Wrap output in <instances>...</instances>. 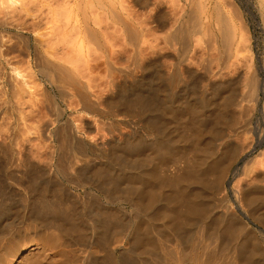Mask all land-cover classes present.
Returning <instances> with one entry per match:
<instances>
[{
  "label": "bare ground",
  "instance_id": "1",
  "mask_svg": "<svg viewBox=\"0 0 264 264\" xmlns=\"http://www.w3.org/2000/svg\"><path fill=\"white\" fill-rule=\"evenodd\" d=\"M1 1L3 3L1 7L6 6V0ZM33 1L29 3L32 5ZM35 1L37 3L35 5L37 7L39 5V10L43 11L44 15L40 16L39 10H36L38 11L36 14L34 10L37 8L31 9L34 13L27 10L30 7L28 8V2H26L27 8L24 9L27 11L21 10L22 13L26 11L25 19L21 17L20 20H17L20 14H15L13 9L12 11L8 10L9 12L5 11L6 15L4 16L2 13V17H0V153L4 155L3 160L6 164L17 158L26 169L30 170L31 168L30 172L38 175L40 180L39 182L38 180L32 181L31 188L23 189L27 196V201L24 204L19 199L13 201V195L16 194H8L6 186L0 185V226H2L0 234L10 233L14 231V228H17L18 224L30 221L26 230L51 229L53 241H62L63 237L61 238V236L65 232L70 238L72 235L68 234L69 231L74 232L73 236L77 233L76 238H72L71 245L75 247L77 244L74 249L75 254H72L74 257L71 256L76 261L71 260L72 263L131 264L124 256L120 257L116 252L118 249L122 252L125 247L123 244L128 241L132 247L133 256H130L128 250L127 254L132 257V264H151L147 256L157 253L159 245L158 241L155 242V238L152 239L154 237L152 230H157L160 225L164 227L162 230L164 235L182 237L183 234L179 231L186 233L183 229L188 230L189 228V233L184 234L187 236L182 238L184 243L189 244L192 234L194 232L196 234L198 223L203 222L201 224H205L206 227H204L205 233L202 230L204 236L209 237L215 230L220 232V235L218 233L220 242L217 240L216 246L219 247L217 250L225 252L224 249L228 248L230 251L226 250L231 252L230 254L233 252L234 258L232 259H236V264H264V245H262L264 241L260 240L255 231H253L255 234L251 235H255L254 238H249L252 228L248 232L244 219L239 218V220L235 213H232L235 216L231 214L229 216V211H224L226 213L223 212V216L218 215L217 219L210 216V210L213 208L211 206L215 205L217 201L219 203L216 208L229 210L228 200L231 197L229 199L226 195H221L220 198L218 196L219 190L224 189L222 186L225 187L223 178L228 168L217 173L216 184L213 181V183L206 184L210 182L207 175L214 172L211 162L215 160V158L214 160L208 159L210 158L208 149L213 148L209 147V143L208 148L203 142L206 147L204 150L208 148L206 151L200 149L201 153V151L195 150L197 153H194L192 167L187 166L186 170L180 169L184 172H182L183 174L179 172L178 176L173 174L174 176L169 175V178L165 174V177L159 170L162 176L157 170L159 166L154 163V159L160 155H163V158L159 157V161L164 159L165 154V160L168 159L167 154H171L169 149L175 145L173 140L164 137L166 128H163L165 124V127L167 123L170 124L169 118L171 119L172 116L184 113L187 115L184 118L190 119L189 121L192 122L191 125L187 122L190 126L194 120L203 119V113L206 111L214 113L215 115H211L215 116L217 120H220L218 117L228 120L232 117L229 112L231 104L240 107L248 100L259 102L260 93L264 92V77H259L258 73L252 69L254 54L250 28L234 1ZM258 4L261 9L260 14L264 19V0H259ZM177 9H179L178 14L176 13ZM4 10L3 8L2 11ZM31 12L34 15H31ZM29 13L30 21L26 20L29 19ZM8 14L11 15L8 16L9 21L6 19ZM4 32H13L18 35L17 38L22 39L26 48L22 46L27 50L28 60L26 58V62L28 64H26L29 72H22L24 70L22 66V70L18 67L20 60L18 59L17 62V59L12 56L13 54H10L12 51L9 52L8 45L5 47L7 40L5 44ZM160 32L163 34L159 35ZM194 35L200 36L195 39ZM73 36L76 40L70 38ZM69 39L71 42L68 41ZM73 39L75 42L77 41L74 42L75 44ZM72 43L75 46H72ZM86 43L89 45L93 43V46L95 44L96 51H101V53L95 52L98 54L95 57L96 54L92 52L95 58L90 57L89 54L86 55L87 53L84 51ZM211 51H214L212 55L215 53L219 60L210 56ZM213 59L218 62L215 63ZM95 61H100L101 64ZM212 62L216 64L215 69L211 66ZM98 63L102 66V72ZM196 66L198 70H201L203 80L207 82L208 88L202 91L197 88L199 78L194 77V67ZM184 73L189 75L190 80L184 78ZM191 73L193 76L190 75ZM96 76H98V80L103 78L104 81L100 84L99 80L100 88H97L99 91L93 89L96 91L93 92L90 86L96 85L91 84L94 83L92 81ZM247 76L249 78L246 79L249 80L248 85H250L248 94H242L241 97L236 96V93L233 95L229 90L230 87L235 86L243 77ZM236 86L238 87L239 84ZM75 97L79 100V107H76L77 104L74 106ZM100 100L102 103L104 101L109 103L108 105L111 104L113 108L109 110L105 109L106 107L102 108ZM46 101L50 103L48 106L51 105V113L46 111L48 110L47 107L45 108ZM175 102L179 104H174ZM214 110L216 112H213ZM123 112L128 113L131 118H136V120L117 117ZM247 114L249 115L245 117L239 116L249 119L250 113ZM183 116L179 115L176 118L179 120V117L182 119ZM173 119L175 118L173 117ZM167 120L168 122H166ZM195 121L194 123H196ZM132 122L135 126L131 125ZM201 125L198 126L199 129L203 127ZM204 129L206 130V128ZM203 131H201L202 137ZM194 137L192 139H195V142H200L196 143L199 144V148H203V144L200 147L201 136ZM165 138L166 141H163ZM180 139L182 140V138ZM192 139H190V143L193 142ZM179 140L176 141L177 144ZM181 140L179 143L182 144ZM187 140L184 141L187 142ZM188 145L190 144L188 143ZM78 158L82 159L86 166L102 162L103 159L108 165L114 167L116 165L119 167L118 169L125 171L128 186L122 184L124 187H119L117 177L107 179L110 172L108 170L109 172L106 173L108 177L104 178V180H109L107 185H103L104 183L102 185L88 184L98 188L105 194V199L108 197L110 200L106 199L104 202H100L97 199L101 197L98 191L93 190L94 187L89 190L88 186H84L85 195L78 194V196L61 179L75 174ZM156 161L158 162L157 159ZM128 165L138 167V170L134 167V169L127 170ZM152 165L158 168L154 169ZM244 166V172L250 170V167ZM1 167L3 166L1 165ZM5 168L3 169L5 170ZM104 168L106 169V167ZM143 168L146 169L141 170ZM68 169L70 170L66 171ZM156 171L165 178L159 179ZM100 177L101 181H104V176ZM90 179L92 180L91 177ZM68 180L73 179L69 177ZM241 187L238 185L233 187L230 194L235 195L236 198H234L237 199L239 208L243 210L242 203L244 201L248 206L246 210L254 214L255 218L264 224V207L257 208L260 203L264 205L263 195H260L258 190L256 192L254 188L252 189L254 191H251V187L246 185H241ZM66 197L67 199H65ZM125 202L131 205L138 216L132 218L133 214L127 217L123 206ZM61 204L66 207L62 208ZM13 208L17 209L18 216L14 213ZM70 209H73L74 212L72 223L69 222ZM231 218L240 222L232 224ZM183 219L190 220H188L189 223L182 222L185 227L180 226L181 223H179ZM144 224L149 228L148 231L151 230L149 232L152 237L145 235L148 234L147 232L143 234L144 229H142L143 232L141 231V226ZM180 227L183 229L180 230ZM117 233L120 234V237H116ZM159 233L161 234V232ZM213 235L217 236V233L214 232L211 236ZM225 235H230L231 239L227 240ZM166 236L162 235L161 237L165 239ZM238 236H241V239ZM22 237L23 239L28 238L26 235ZM49 240L51 241V238ZM64 241L61 244L69 248L70 244ZM166 241L168 243L169 239ZM48 245L52 246L50 242L46 246ZM169 246L171 247V245ZM35 248L36 246L32 245L27 251ZM5 255L9 257L8 251L5 252ZM62 256L64 257V255ZM190 256L192 255L190 254ZM8 257L6 258L8 259Z\"/></svg>",
  "mask_w": 264,
  "mask_h": 264
},
{
  "label": "rangeland",
  "instance_id": "2",
  "mask_svg": "<svg viewBox=\"0 0 264 264\" xmlns=\"http://www.w3.org/2000/svg\"><path fill=\"white\" fill-rule=\"evenodd\" d=\"M20 1H22V2H20ZM31 1H33V0H6L5 1V5L6 6H4V7H1V6H3V5H1V4H3V3H1L2 1L0 0V7L2 8H0V17H2L1 15H2V13H3V15L5 16L6 15V13H4L5 11L7 12L8 10L10 11H12V9L14 10V13L16 14L17 13V15L18 14H20V15H18V17H17V15H15L14 14V16L15 17H17V20H20L21 19V17H22V19H25L26 18V15L24 16V14H25V12L27 11V10H31V9H33V8H37V9H35L34 10V12L36 11V10H39V5H38V7L36 6L37 5V3H36V1L34 0L33 1V3H32V5L34 4V6H32L31 5V3H29V2H31ZM229 1H231V0H229ZM234 1V3H235V5L236 6H238L239 8H240V11L242 12V15H243V18H244V20L247 22V24H248V27L250 28V33H251V36H252V50H253V54H254V59H253V67H252V69H253V71L255 70L257 73H258V75H259V77H264V19H263V17H262V14H260L261 13V9H260V6H259V0H233ZM232 1V2H233ZM20 2V3H19ZM26 2H28V5H27V3ZM35 2V3H34ZM237 2V3H236ZM23 3V4H22ZM25 3V4H24ZM18 4V5H17ZM29 4H30V6H29ZM36 4V5H35ZM256 4V5H255ZM20 5V6H19ZM25 5H27L28 6V8L29 9H24V8H27ZM8 6V7H7ZM23 6V7H22ZM25 6V7H24ZM8 8V9H6V8ZM20 7H21V9H20ZM3 8L5 9L4 11H2L3 10ZM21 10H26V11H23V13H22V11ZM179 9H177V11H178ZM251 12H250V11ZM8 11V12H9ZM32 12H33V10H31ZM28 12H30V11H28ZM32 12H31V15H34V14H32ZM33 12V13H34ZM37 12L38 11H36L35 13L37 14ZM42 12L43 11H41V10H39V12L38 13H40L39 15L41 16V15H44V13L42 14ZM45 12V11H44ZM176 12V11H175ZM23 15H22V14ZM177 14L179 13V11L178 12H176ZM22 15V16H21ZM30 15V13L28 14V16H29V19H26V20H28V21H30L31 20V16ZM3 16V17H4ZM8 16H11L10 14H8L6 17V19L9 21V19H8ZM28 16H27V18H28ZM13 17V16H12ZM15 17H13V18H15ZM25 17V18H24ZM10 18V17H9ZM15 20H16V18H15ZM10 34V38L8 37V35ZM161 34H163L162 32H160L159 33V35H161ZM11 35H12V37H11ZM17 36L18 35H15V33H13V32H10V33H5L4 32V37L6 38H4L3 37V35H2V38H4V42L6 41L7 42V44H6V42H5V44H6V46L5 47H7V45H8V50H9V52L10 51H12L10 54L12 55V56H14L16 59H17V62H18V59L20 60L19 62V64H20V66H18V65H16V66H18V67H20V69H21V66H22V69H24V70H22V72L23 73H27V72H29V68H28V66H27V62H26V58H27V60H28V56H27V50L26 49H24V47H25V45L23 44V41H22V39H20V37L19 38H17ZM197 36V37H196ZM194 35L193 37L196 39V38H198L200 35ZM202 36V35H201ZM8 37V38H7ZM70 38H74L75 40H76V38L73 36V37H70ZM9 39V40H8ZM13 39V40H12ZM17 39V40H16ZM73 39V40H74ZM195 39H193V40H195ZM10 40H12L11 42H10ZM72 40V39H71ZM75 40L73 41V43L75 42ZM9 41V42H8ZM21 41V42H20ZM69 42H71L70 41V39L68 40ZM15 42V43H14ZM77 42V41H76ZM75 42V43H76ZM9 43V44H8ZM18 43V44H17ZM71 44L72 46H75L74 44ZM87 45H85V50L84 51H86L85 53H87L86 55H90V57H92V58H95V57H97V55L98 54H100L101 53V51H96V45L94 44V46L91 44V45H89L88 43H86ZM15 45V46H14ZM20 45V46H19ZM24 47H23V46ZM202 45H203V43H202ZM93 46V47H92ZM108 46H110V45H108ZM14 49H13V48ZM86 47H90L88 50L86 49ZM12 48V49H11ZM16 48V49H15ZM23 48V49H22ZM26 48V47H25ZM109 48V47H108ZM92 49V50H91ZM109 49H111V48H109ZM25 50H26V52H25ZM98 50V49H97ZM114 50V49H113ZM96 54L97 52H98V54H96L95 55V57H93L94 56V54ZM96 52V53H95ZM214 51H211L210 53H211V55L210 56H212V58L213 57H215V59H217L218 58V56L216 57L215 56V53L212 55V53H213ZM16 54H18V55H16ZM93 54V55H92ZM199 54H197V56H198ZM216 55H218V54H216ZM17 56V57H16ZM25 56V57H24ZM22 59H21V58ZM199 57V56H198ZM25 58V59H24ZM214 60V59H213ZM217 60H219V59H217ZM21 61H23V62H21ZM95 62H100V61H95ZM214 62L215 63H217L218 61H216V60H214ZM214 62H212V64H211V66H213V68L215 69V66H216V64L214 63ZM263 62V63H262ZM23 63V64H22ZM27 63V64H26ZM24 64H25V66H24ZM100 64H101V62H100ZM99 63H98V66L100 65ZM259 64V65H258ZM257 65V66H256ZM100 67V69H101V72L103 71L102 70V66L100 65L99 66ZM197 67V66H196ZM196 67H194L195 69V72H194V77H196V78H199L198 80H199V82H198V84H197V88H198V90H203V89H205V88H208L207 87V82L205 81V80H203L204 79V77H203V75H202V73H201V70L199 69L198 70V67L196 68ZM258 67V68H257ZM26 69H28V70H26ZM252 69H251V71H252ZM252 71V72H253ZM197 72V73H196ZM184 75V78L185 79H188V80H190V77H189V75L188 74H186V73H184L183 74ZM190 75H192V73L190 74ZM100 77H102L101 75H99ZM186 76V77H185ZM193 76V75H192ZM199 76V77H198ZM201 76H202V78H201ZM248 76H250L249 74H248ZM243 77L242 78V80L238 83L239 84V86L237 87L236 85H238V84H235V86L233 85L232 87H230V92L234 95V93H236L235 95L236 96H239V97H241V95L242 94H248V92H249V90H250V85H248L249 84V80L248 79H246V78H249V77ZM99 77V78H100ZM94 81H92V82H94V83H91V84H96V85H89L90 86V89L93 91V92H96L97 90L99 91V89H97V88H100V85H99V80H98V76H96V78L94 77ZM85 80V79H84ZM197 80V79H196ZM104 81V79L102 78V80H100V84L102 83ZM201 82V83H200ZM98 85V86H97ZM97 86V87H96ZM202 86V87H201ZM234 88V89H233ZM93 89H95V90H93ZM102 89V88H101ZM235 90V91H234ZM229 94V93H228ZM260 98V100H259V102L258 101H254V102H252L253 100H248V101H245L244 103H243V107L242 106H240V107H236V106H234L233 104H231L230 105V109H229V112L231 113H229L230 114V116H232V117H230V118H228V120L227 119H224V118H219L218 117V119H220V120H217V118L215 117V116H213L212 117V115H215L214 113H211L210 111L208 112V111H206V112H204L203 113V116H202V118L203 119H200L199 121H195L196 123H194V121H193V124L195 125V127H194V125L192 124V126H190L191 125V123L192 122H190L188 119H186V118H184V117H186L187 115H185L184 113L182 114V113H179L177 116H172V118L170 119L169 118V123L170 124H172V125H170V124H168L167 123V126L165 127V125L163 126V128H166V132L164 133V137H167L168 139H170V140H173L172 142H174V144L176 145L177 144V140H179L180 138H182V144H181V142L179 143V141H178V146L176 145V147H175V145L171 148V149H169V150H171V154H167V158L168 159H166L165 160V158H166V154L164 155V159H160V161H159V157L160 158H163L161 155L160 156H158V158H155L154 160H155V162L154 163H157V165L156 166H159V168L157 169L156 167H154L153 165H152V167H154V169L156 168L158 171L159 170H161V172L164 174V176H165V174H167L168 176L167 177H169V175H172L171 177H173L174 175L173 174H178L179 172H181V174H183L182 172H184V171H181V170H186L187 169V166H191L192 167V163H193V158L195 157L194 156V153H197L196 151H201V153H202V150H200V149H203L204 150V148H206V147H208L207 145H208V143H209V147H213V148H210V149H208L209 151H208V157H210V158H208V159H213L214 160V158H215V160L214 161H212L211 162V164H212V166H213V171L214 172H211V173H213V174H211L210 173V175H207L208 177V179H209V181L210 182H208V183H206V184H209V183H213V182H215V184H216V182H217V180H218V174L217 173H220L221 171H223V169H226V168H228V170H224L225 171V176H224V178H223V185L225 186V187H223L222 186V188H224V189H222V190H219L220 192H218L219 194H218V196H219V198L220 197H222L223 195H226V197L228 198L229 197V199H230V197H231V201L230 200H228L229 201V205H230V207H229V210H226V209H223L222 210V208H216V206H217V204L219 203L218 201H217V203H215V205H213V206H211V207H213L211 210H210V216H213V217H215V218H213V219H217V216L219 215H222V213L224 212V211H229V216H231L232 215V213L234 214H236V216H237V218L239 219V218H241L242 220L244 219V221H245V225H246V229L248 230V232H249V230H251V228H252V230H251V232H250V235H249V238L250 239H252V237L254 238V236L255 235H253V236H251L252 234H255L256 233V235L257 236H259V238H260V240L261 241H264V240H262V239H264L263 237H264V229H262V228H264V224H263V222H259V220H257L256 218H255V216H254V214H252V213H250V212H248L246 209H248V206L246 205V203H244V201H243V207L245 208V210H244V208H243V210H242V208H239V204H238V201H237V199H235L236 197H235V195H233V194H230V193H232V189H233V187H236L237 185H238V187L240 186L241 187V185L242 186H248V187H251V191H256L257 192V190H258V192H259V194L260 195H263L262 196V198L264 199V92H262V93H260V96H259ZM77 97H75L74 98V100H73V102H75L76 101V103H74V106H76V104H77V106L76 107H79L80 105H78V102H79V100H78V98L76 99ZM248 99H250V97H248ZM103 101V100H102ZM100 102V106L102 107V108H105V109H107V110H109L110 108L112 109L113 107H111L112 105L110 104V105H108L109 103H107V102H104L103 101V103L101 102V100L99 101ZM47 101L45 102V105H47V106H45V108L47 107V109L48 110H46V111H48V112H52V108L50 109V107H51V105H49L48 106V104H50V103H47ZM102 103V104H101ZM252 103V104H251ZM262 103V104H261ZM80 104V103H79ZM174 104H179V103H177V102H175ZM255 104V105H254ZM251 105V106H250ZM249 107V108H248ZM262 107H263V109H262ZM252 108V109H251ZM248 111V112H247ZM50 112V113H51ZM213 112H216L215 110L213 111ZM250 113V118H251V120H250V118L249 119H246V118H242L243 116L245 117L246 115H249V114H247V113ZM124 113V114H123ZM123 113H121L120 115H118L117 117H119L120 118V116L122 117V118H125L126 117V119H128L129 120V118H130V120H132V121H135L136 120V118H131V116L128 114V113H126L125 114V112H123ZM210 113V114H209ZM252 113V114H251ZM127 114H128V116H127ZM212 114V115H211ZM242 114V115H241ZM244 114V115H243ZM179 115H181V116H183V118L182 119H180V117H179V120L176 118V117H178ZM242 116V117H240V116ZM173 117L176 119H173ZM240 118H241V120L243 121H245V119H246V121H245V123H243L241 120H240ZM173 119V120H172ZM215 120V121H213V120ZM222 119V120H221ZM231 119H232V121H231ZM230 120V121H229ZM250 120V121H249ZM220 121V122H219ZM166 122H168V120L166 121ZM165 122V123H166ZM175 122V123H174ZM187 122H189V124L190 125H188V123ZM231 122H232V124H231ZM249 122V123H248ZM177 123V124H176ZM180 123V124H179ZM187 123V125H185ZM214 123H218L217 125L216 124H214ZM197 124V125H196ZM201 125V126H203V127H201L200 129H199V125ZM234 124V125H233ZM132 126H135L134 125V123L132 122V124H131ZM183 125V126H182ZM169 126V127H168ZM174 126V127H173ZM176 126V127H175ZM182 126V127H181ZM189 126V127H188ZM205 126V127H204ZM193 127V129H194V131L192 132V130L193 129H191ZM169 128V129H168ZM171 128V129H170ZM188 128V129H187ZM203 128V130H201ZM204 128H206V130L204 129ZM195 129H199V130H195ZM173 130V131H172ZM176 130V131H175ZM185 130H186V132H185ZM188 130V131H187ZM212 130H213V132H212ZM216 130V131H215ZM219 130V131H218ZM191 131V132H190ZM198 133H196V132ZM201 131H203L204 133H203V137H206V138H204L203 139V137H202V133H201ZM168 132V133H167ZM180 132V133H179ZM182 132V133H181ZM184 132V133H183ZM189 132V133H188ZM217 132H219V133H217ZM178 133V134H177ZM194 133L196 134V136L197 135H200L201 136V138H202V143L200 144V147H202V144H203V142L205 143V145H206V147H205V145L203 146V148H199V144H196V143H200V142H195L194 140L195 139H192V137H194ZM211 133H212V135H211ZM215 133V134H214ZM217 133V134H216ZM237 133V134H236ZM166 134V135H165ZM193 134V135H192ZM175 135V136H174ZM178 135V136H177ZM179 135H180V137H179ZM205 135V136H204ZM170 136V137H169ZM194 137V138H197V137ZM213 136V137H212ZM186 137V138H185ZM211 137V138H210ZM177 138V139H176ZM179 138V139H178ZM185 138V139H184ZM213 138V139H212ZM167 139V140H168ZM175 139V140H174ZM187 139H189V140H187ZM190 139H192V143H190ZM187 140V142H185V141ZM163 141H166V138H165V140H163ZM184 141V142H183ZM189 141V142H188ZM207 142V143H206ZM213 142V143H212ZM188 143L190 144V145H188ZM194 143V144H193ZM210 143H211V146H210ZM184 144H186V145H184ZM194 146H193V145ZM163 145H164V143H163ZM188 145V146H187ZM198 145V146H197ZM175 147V151H174V148ZM193 147V148H192ZM173 149V150H172ZM199 149V150H198ZM207 149H205L204 151H206ZM168 150V151H169ZM196 150V151H195ZM211 150H213V151H211ZM8 151H9V149H8ZM167 151V152H168ZM148 153V152H147ZM192 153V154H191ZM213 155H212V154ZM193 155V156H192ZM212 157H211V156ZM1 157H2V159H1ZM191 158V160L189 161V159ZM4 159V155L2 154V153H0V180H1V182H0V185L1 186H3V187H5V189H6V191H7V193L8 194H16V195H13V201H15L16 199H19L23 204L27 201V196L25 195V193L23 192V189H27L28 187L29 188H31V186H32V181H34V180H38V182L40 181L39 180V178H38V175H35L34 173H32V172H30L32 169L30 168V170H28V168L26 169V167L25 166H23L21 163H20V161H19V159H17V158H15V159H13V160H11L10 162H9V164L7 163H5L4 161L5 160H3ZM156 159L158 160V162H159V164H158V162L156 161ZM184 159V160H183ZM186 159V160H185ZM182 160V161H181ZM192 161V162H191ZM189 162V163H188ZM249 162V163H248ZM4 163V164H3ZM99 165H98V164ZM97 163H91V165H88V166H86L85 164H84V162L82 161V159H80V158H78L77 159V170H76V172H75V174H73V176L72 175H68V176H66V177H63V178H61L62 180H63V182L64 183H66V184H68L69 186V188H71V190L72 191H74L77 195L78 194H80L81 196L82 195H85V191H84V186H88L87 187V189H89V190H92L93 189V185H89L88 183H92V184H95V185H102V183H104L103 185H107V183L109 182V178H116L117 177V179H119L118 181H117V183H118V186L119 187H122L123 185L124 186H126L127 185V175H125V171L124 170H120V169H118L119 167H117L116 165H115V167L114 166H111V165H108L107 163H106V160L105 159H103V161L102 162H97ZM187 163V164H186ZM95 164V165H94ZM230 164V165H229ZM251 164V165H250ZM254 164V165H253ZM1 165L3 166V167H1ZM6 165V166H5ZM229 165V166H228ZM244 165H246V167H250L249 169L250 170H248V171H246V172H248V173H246V172H244L243 170H244ZM250 165V166H249ZM98 166H100V167H98ZM4 167H6L5 168V170L3 169ZM104 167H106V169H107V172H106V169L104 168ZM128 167H130V168H128ZM128 167H126V169L128 170V169H137L138 170V167H134V166H130V165H128ZM134 167V168H133ZM185 167H186V169H185ZM191 167H189V168H191ZM110 168H113V169H110ZM188 168V169H189ZM146 168H143V169H141V170H145ZM170 169V170H169ZM181 169V170H180ZM70 169H68V170H66V171H69ZM101 170V171H100ZM104 170V171H103ZM110 172H109V171ZM189 170H192V169H189ZM221 170V171H220ZM119 171V172H118ZM121 171V172H120ZM26 172H27V174H26ZM79 172V173H78ZM98 172H99V174H98ZM100 172H102V173H100ZM104 172V173H103ZM109 172V177L108 176H106L107 174L106 173H108ZM157 172V171H156ZM160 172V171H159ZM160 172V173H161ZM174 172V173H173ZM243 172V173H242ZM97 173V174H96ZM158 173V172H157ZM162 173H161V175H162ZM17 174V175H16ZM103 174V175H102ZM243 174H245V175H243ZM104 176L103 177V180H104V178H107V179H109L108 181L105 179L104 181H101V177L100 176ZM112 175V177H110ZM158 175V177H159V179L163 176H161L159 173L157 174ZM160 175V176H159ZM175 175V176H176ZM179 175V174H178ZM177 175V176H178ZM106 176V177H105ZM119 176H122V177H125V178H122V177H120L119 178ZM16 177V178H15ZM69 177H70V179L72 178L73 180H68L69 179ZM89 177V178H88ZM90 177L92 178V180L90 179ZM166 177V176H165ZM165 177H162V178H165ZM100 178V179H99ZM122 178V179H121ZM161 178V179H162ZM170 178V177H169ZM3 179V180H2ZM191 179H193V178H191ZM5 180V181H4ZM17 180H18V182H17ZM28 180H30L29 182H28ZM91 180V181H90ZM72 181V182H71ZM95 181V182H94ZM106 181V182H105ZM191 181V180H190ZM213 181V182H212ZM3 182V183H2ZM7 182V183H6ZM71 182V183H70ZM160 182V181H159ZM194 182V181H193ZM4 183H5V185H4ZM15 185H14V184ZM3 184V185H2ZM23 184V185H22ZM123 184V185H122ZM235 184H237V185H235ZM240 184V185H239ZM8 185V186H7ZM20 185V186H19ZM123 186V187H124ZM128 186V185H127ZM152 186V185H151ZM150 186V187H151ZM152 187H154V186H152ZM21 188H22V190H21ZM242 188V187H241ZM254 188V190H252ZM98 189V188H97ZM96 189V187H94V189L93 190H96V191H98V193L100 194V198H97V199H99V201L100 202H104L106 199L108 200H110V198H108V197H106V199H105V194L102 192V191H100L99 189L97 190ZM19 193L18 195H17V192ZM14 191V192H13ZM11 192V193H10ZM21 192V193H20ZM222 192V193H221ZM226 192V193H225ZM225 193V194H224ZM25 195V196H24ZM222 195V196H221ZM15 196H16V198H15ZM79 196V195H78ZM217 196V197H218ZM10 197H12V196H10ZM20 197V198H19ZM235 197V198H234ZM102 198V199H101ZM9 199V198H8ZM65 199H67V197L65 198ZM0 200H1V197H0ZM112 200V199H111ZM262 204V205H261ZM62 205V208H63V204H61ZM68 205V204H67ZM70 205H71V203H70ZM102 205V204H101ZM1 206V205H0ZM123 206H124V212H126L127 213V217H129V215L131 216V215H133L132 216V218H135L136 216H138L135 212H134V210L131 208V205L129 204V203H127V202H125V203H123ZM259 206H261V207H259ZM64 207H66V205L64 206ZM242 207V206H241ZM264 207V205H263V203H260L258 206H257V208H263ZM130 208H131V210H130ZM230 208H231V210H230ZM220 209V210H219ZM264 209V208H263ZM17 209L16 208H13V211H15L14 213L18 216V214H17V211H16ZM71 211H69L71 214H72V216H71V214H69L68 216H69V222H73V218H74V212L72 211L73 209H70ZM218 210V211H217ZM262 210V209H261ZM12 211V212H13ZM133 211V212H132ZM240 211V212H239ZM125 213V214H126ZM224 213H226V212H224ZM228 213V212H227ZM13 215L14 217L16 216V215ZM231 214V215H230ZM227 215V216H228ZM12 216V217H13ZM16 216V217H17ZM218 216V217H219ZM223 216V215H222ZM232 216H235V215H232ZM13 217V218H14ZM232 219V218H231ZM72 220V221H71ZM188 220L189 219H183L181 222H179V223H181L180 224V226L182 225V227L184 226L183 225V221H187V223H189L188 222ZM240 220V219H239ZM0 221H1V219H0ZM190 221V220H189ZM235 221H237V222H235ZM28 222H30V221H26V222H24L23 224H18V226H20V227H18L17 226V228H14V231H9L10 233H8L7 232V234L6 233H3V234H5V235H1L0 234V264H73L72 263V261L71 260H73V261H76L75 260V258H73L72 259V257L71 256H73L74 257V255H72V254H75L74 252V249L76 248V246H77V244L75 245V247L73 246V245H71L72 243H73V240H72V238L73 239H75L76 237L75 236H77L76 234H75V236H73L74 234V232H72V231H69V233L68 234H70V235H72L71 236V238H70V236L69 235H67V234H65V233H67V232H65L62 236H61V234H60V236H61V238L63 237V239H61L62 241H64L65 243H67V244H70V247L69 248H66V247H64L63 246V244H61V242L62 241H59V242H57V241H53L54 239H53V235H51V233H50V231H51V229H39L38 231H31V230H29V229H25L26 228V226L28 225L29 226V224L30 223H28ZM183 222V223H182ZM238 222H240V221H238V220H233L232 219V224H236V223H238ZM186 223V222H185ZM201 223H203V222H200V223H198V229H197V227H196V234H195V232H194V230H193V232H194V234H192V237H191V243H189V244H187V243H184V239H182L183 238V236L184 237H186L187 235H184V234H186L187 232L189 233V228H188V230H186L185 228L183 229L182 227H180V230H184L186 233H184V232H180L179 231V233H182L183 234V236L182 237H180L179 235L177 236L176 235V237H173V235L172 236H170L169 237V235L168 236H166V235H164L163 233H162V230H164V227L163 226H158L157 227V230H149V231H151L152 232V236H154V237H152L150 234H151V232H149L147 229H149L148 227H147V225H142L141 226V231L143 232V230L142 229H144V232H143V234L145 233V232H147L148 234H145V235H148V237H152V239H154L155 238V242H157V243H159V245L157 246V250H156V252L157 253H155V254H153V255H149V256H147L149 259H150V263L151 264H165L166 262H167V264H189V263H191V264H236V259L234 260V259H232V258H234V254H233V252H232V254H233V256H232V254H230L231 252H227V250L226 249H228V248H225L224 250H225V252H220V250L218 251L217 250V248L219 249V247H217L216 245L218 244V242H220L219 241V236H218V233H219V235H220V232H216V230L215 231H212L213 233L212 234H214V232L215 233H217V236H215V235H213V236H209V237H206V236H204V233H205V229H204V225L205 224H201ZM0 224H1V222H0ZM201 224V225H200ZM203 225V226H202ZM259 225V226H258ZM249 226V227H248ZM0 227H2V226H0ZM165 227H167V226H165ZM185 227V226H184ZM24 228V229H23ZM182 228V229H181ZM186 228H187V226H186ZM206 228V227H205ZM249 228V229H248ZM261 228V229H260ZM20 231H19V230ZM161 229V231H159ZM191 229V228H190ZM254 229V230H253ZM46 230V231H45ZM48 230V231H47ZM204 231V233H203V231ZM260 230V231H259ZM154 231V232H153ZM157 231V232H156ZM161 232V234L159 233V232ZM253 231H255V233L253 232ZM13 232H15V233H13ZM19 232H21V233H19ZM22 232H24L23 233V235H26V236H28V238L27 239H23V235H22ZM27 232V233H26ZM31 232V233H30ZM34 232V233H33ZM40 234H39V233ZM156 232V233H155ZM155 233V234H154ZM178 233V234H179ZM191 233V232H190ZM202 233V234H201ZM36 234H37V236H36ZM39 234V235H38ZM158 234V235H157ZM181 234V235H182ZM64 235H66V236H64ZM150 235V236H149ZM160 235V236H159ZM163 235V237L164 236H166V238L165 239H163V237H161ZM189 235V234H188ZM11 238H10V237ZM19 236V237H18ZM37 237L36 239H35V237ZM40 236V237H39ZM42 236V237H41ZM45 236V237H44ZM175 236V235H174ZM196 236V237H195ZM226 236H228V235H225V238L228 240V239H231L229 236L228 237H226ZM75 237V238H74ZM116 237H120V234H116ZM160 237V238H159ZM193 237H195V238H193ZM199 237V238H198ZM213 237V238H212ZM239 237V239H241V236H238ZM23 240H22V239ZM32 240H31V239ZM41 238V239H40ZM45 238V239H44ZM51 238V241L49 240ZM70 240H69V239ZM181 238V239H180ZM207 238V239H206ZM22 241H21V240ZM50 242V244L52 245L53 243V245L52 246H50V245H48V246H46L49 242L47 241V240ZM66 239H68V241H71V242H69L68 243V241H66ZM156 239H158V240H156ZM160 239V240H159ZM166 239L168 240L169 239V241H168V243H167V241H166ZM172 240V242H171V240ZM174 239V240H173ZM192 239H193V241H192ZM195 239V240H194ZM197 239V240H196ZM8 240V241H7ZM39 240V241H38ZM177 242H176V241ZM217 240H218V242H217ZM237 240H238V238H237ZM3 241V242H2ZM37 241V242H36ZM42 241V242H41ZM154 241V240H153ZM160 241V242H159ZM164 241V242H163ZM178 241H180L179 243H178ZM57 242V243H56ZM184 244H183V243ZM166 243V244H165ZM174 243H175V245H174ZM264 243V242H263ZM2 244V245H1ZM156 244V243H155ZM173 244V245H172ZM181 244V245H180ZM187 244V245H186ZM192 244H194V245H192ZM213 244H214V246H213ZM32 245H35L36 246V248L35 249H33V250H30V251H27V250H29V248L32 246ZM56 245V246H55ZM153 245H154V242H153ZM157 245V244H156ZM169 245H171V247L169 246ZM186 245V246H185ZM192 245V246H191ZM204 245V246H203ZM212 245V246H211ZM262 245H264V244H262ZM13 246V247H12ZM123 246H125L124 247V249H122V252L118 249L116 252H117V255L119 254L120 255V257L121 256H124L125 257V259L127 260V261H129L131 264L133 263L132 262V257H130V256H133V254L131 253V251H132V247L130 246V244H128V241L127 242H125L124 244H123ZM155 246V245H154ZM191 246V247H190ZM209 246V247H208ZM219 246V245H218ZM16 247V248H15ZM64 247V248H63ZM197 247V248H196ZM51 248V249H50ZM158 248H160V249H158ZM174 248V249H173ZM203 248V249H202ZM5 249H7L6 251H5ZM64 249V250H63ZM168 249V250H167ZM183 249V250H182ZM190 249V250H189ZM12 250V251H11ZM26 250V251H25ZM53 250V251H52ZM129 251V254H131L130 256H128L129 254H127L128 253V251ZM163 250H164V252H163ZM170 250V251H169ZM174 250V251H173ZM176 250V251H175ZM185 250V251H184ZM186 250H188L189 252H187ZM204 250V251H203ZM208 252H206V251ZM223 250V251H224ZM7 251H8V253H9V257H8V255L6 256L5 255V252L7 253ZM10 251V252H9ZM14 251V252H13ZM59 251V252H58ZM228 251H230L229 249H228ZM52 252V253H51ZM63 252V253H62ZM73 252V253H72ZM165 252H166V254H165ZM174 252V253H173ZM177 252V253H176ZM192 252V253H191ZM195 254H194V253ZM197 252V253H196ZM216 252V253H215ZM217 252H218V254H217ZM219 252H220V254H219ZM10 253H12V254H10ZM62 253V254H61ZM189 253V254H188ZM223 254V256H222V254ZM229 254V255H227V254ZM14 254V255H13ZM60 254H61V256H60ZM162 254V255H161ZM174 254V255H173ZM186 254V255H185ZM188 254V255H187ZM190 254L193 256H190ZM209 254V255H208ZM215 254V255H214ZM62 255H64V257L62 256ZM128 257H127V256ZM169 255V256H168ZM67 256V257H66ZM187 258H185V257ZM199 256V257H198ZM219 256V257H218ZM225 256V257H224ZM6 257H8V259L6 258ZM57 257V258H56ZM205 259H204V258ZM227 257V258H226ZM6 258V259H5ZM129 258H130V260H129ZM158 258V259H157ZM162 258V259H161ZM201 258V259H200ZM207 258V259H206ZM168 259V260H167ZM179 259V260H178ZM191 260V261H189V260ZM228 259V260H227ZM232 259V260H231ZM7 260V261H6ZM55 260V261H54ZM69 260V261H68ZM163 260V261H162ZM169 260H171V261H169ZM187 260L188 262H185V261ZM64 261H65V263H64ZM209 261V262H208ZM220 261V262H219ZM223 262V263H222ZM76 264H77V262H75ZM74 263V264H75Z\"/></svg>",
  "mask_w": 264,
  "mask_h": 264
}]
</instances>
